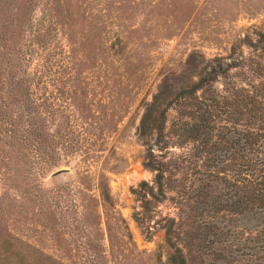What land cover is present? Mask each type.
<instances>
[{
    "label": "trees",
    "instance_id": "obj_1",
    "mask_svg": "<svg viewBox=\"0 0 264 264\" xmlns=\"http://www.w3.org/2000/svg\"><path fill=\"white\" fill-rule=\"evenodd\" d=\"M263 12L264 0H0L5 182L20 187L68 165L60 147L77 139L65 134H110L135 107L141 161L154 176L131 186L132 218L146 237L164 229L167 264H244L213 241L224 232L219 213L264 210V30L254 26L253 38L230 24ZM187 34L182 56L163 60V44ZM99 83L109 92L94 104ZM85 155L75 189L19 196L36 200L33 220L59 249L86 251L88 264H114L115 250L141 254L106 170L92 172ZM5 192L0 264H71L11 230L5 215L17 197Z\"/></svg>",
    "mask_w": 264,
    "mask_h": 264
},
{
    "label": "rangeland",
    "instance_id": "obj_2",
    "mask_svg": "<svg viewBox=\"0 0 264 264\" xmlns=\"http://www.w3.org/2000/svg\"><path fill=\"white\" fill-rule=\"evenodd\" d=\"M230 24L231 27L237 29L240 35L248 32L254 38L255 35L252 32L254 26L264 30V12L257 17L240 16L237 21ZM188 36L187 34V36L180 39L174 37L163 44V60L168 55L170 57L175 56L170 60L181 57L183 51L192 43ZM197 44H200L202 50H205L208 54L218 50L213 43H200L197 41ZM242 49L246 51L247 47L242 45ZM62 73L64 74L65 70ZM108 92L109 86L107 87V84H94L89 90V96H92L93 103L97 104V101L103 100ZM134 110L135 107H132L119 124L118 129L110 134H65L64 137H69L71 140L77 139V141H74L72 145L68 144L66 147H60L62 152L68 153L70 159L68 165H62L70 168L64 175L51 176L50 173L54 169L61 167L58 166L44 172L40 176V181L38 178L35 179L33 174H30L20 187H15L11 183L5 182L4 174L0 169V194L4 195L6 191L5 195L13 194L17 197L13 200L14 209H12V213L5 215L11 230L17 235L22 234L23 239L28 240L30 243L60 255L64 261H70L71 264L89 263L86 259L88 253L82 249L73 250L70 253L64 249H59L53 237L42 231L41 226L37 224L35 219L33 220V218H37L39 212V204L36 203V200L33 203L25 200V197L19 196L21 189L35 191L37 195L41 191L52 193L57 184H62L61 180L73 183L72 187L75 189L77 185H81L75 168L76 165L78 168L86 166V162H83L82 157L83 154L87 153L85 157H87L86 160L92 172L100 167L106 170L117 205L128 221L137 247L143 249L141 254L133 252L128 258H125L123 253L119 254L115 250L114 254L117 257H115L114 264H167L166 257L171 249L165 242L164 229L157 228L151 237H146L141 227L131 216L134 205H136V200L130 189L131 186L136 185L142 179L151 181L154 176V171L144 166L141 161L144 146L135 133L138 116L136 112L134 113ZM47 135L51 136V134ZM119 155L123 156V159L119 158ZM124 162H126V166H123ZM115 164L117 168L112 169ZM27 205L31 208H26ZM217 225L224 232L220 235L221 237H214L213 245L216 248H232L233 256L242 259L244 264H264V210L239 215L219 213ZM210 237L213 238L212 235ZM133 254L141 256V260H137V256L135 258Z\"/></svg>",
    "mask_w": 264,
    "mask_h": 264
},
{
    "label": "water",
    "instance_id": "obj_3",
    "mask_svg": "<svg viewBox=\"0 0 264 264\" xmlns=\"http://www.w3.org/2000/svg\"><path fill=\"white\" fill-rule=\"evenodd\" d=\"M70 168L68 166H61L56 169H54L50 174L51 176H61L64 175L66 172H68ZM66 180H61V183L64 184Z\"/></svg>",
    "mask_w": 264,
    "mask_h": 264
}]
</instances>
